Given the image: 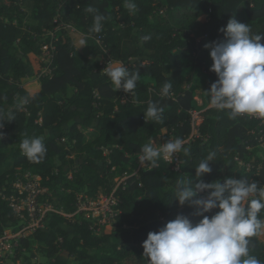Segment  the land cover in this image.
Returning <instances> with one entry per match:
<instances>
[{"label":"trees","instance_id":"16d2710c","mask_svg":"<svg viewBox=\"0 0 264 264\" xmlns=\"http://www.w3.org/2000/svg\"><path fill=\"white\" fill-rule=\"evenodd\" d=\"M135 3L137 11L130 14L124 0H0V109L5 115L14 113V120L5 122L0 140V169L12 161L11 168L0 173V234L3 227L18 221L3 198L12 195L18 172L39 176L41 189L51 194L49 201L72 214L79 195L96 199L101 192L113 190L115 178L135 171L142 145L149 139L186 140L193 129L191 111H204L199 136L185 143L187 155L180 152L182 173L172 171L161 158L153 170H141L139 178L119 190L121 213L115 231L130 235L131 244L107 247L112 236L96 235L87 221L71 223L54 213L48 231L24 240L27 247L37 243L49 264H69L68 259L71 264H148L142 243L149 232L158 231L181 213L194 223L201 219L192 215L193 209L174 201L175 188H169L168 181L194 179L195 168L209 151H216L217 156L205 182L243 177L264 186V150L260 155L256 138L259 122L247 116L232 119L227 110L208 107L207 93L200 106L193 87L184 85L187 71L198 67L209 71L208 90L216 81L204 45L224 38L221 29L230 18L264 35V0ZM89 6L111 17L99 34L88 31L93 23V14L85 11ZM162 9L166 17H156ZM57 16L84 33L87 46L83 52L60 34L42 40L54 30ZM144 36L150 39L142 41ZM52 42L56 47L50 62L53 71L40 77L45 67L42 46ZM107 58L120 60L130 72L139 70L140 79L132 92L115 90L100 65ZM28 77H39V87L23 86ZM165 82L173 85L168 97L160 95ZM18 97L29 98L22 109L16 107ZM149 101L163 107L162 122L144 119ZM25 135L45 137L47 153L39 162L22 154L19 143ZM250 249L264 261L260 235L251 238ZM64 254L67 260L62 259Z\"/></svg>","mask_w":264,"mask_h":264},{"label":"clouds","instance_id":"9594fccd","mask_svg":"<svg viewBox=\"0 0 264 264\" xmlns=\"http://www.w3.org/2000/svg\"><path fill=\"white\" fill-rule=\"evenodd\" d=\"M124 8L134 14L137 4L135 0H124ZM85 11L93 14L89 33H101L111 17L91 6ZM221 32L222 40L204 45L212 61L209 70L217 76L206 91L210 106L227 110L232 119L244 115L264 117V35L254 34L249 24L234 17ZM79 43L87 46L85 39ZM102 72L118 92H132L140 79L139 70L130 72L120 60H109ZM172 87L171 82L163 83L160 95L168 97ZM28 103L29 98L18 97L16 107L22 109ZM163 112V107L149 101L144 119L162 122ZM13 120L14 113L9 111L5 115L4 109H0V140L4 138L5 122ZM44 141L42 135H25L19 148L26 158L39 162L47 153ZM185 143L183 138H175L157 145L149 139L142 145L139 161L149 162L152 167L161 158L171 162L175 154L189 153ZM216 156V151H209L195 168V178L177 180L174 189V201L187 205L194 210L192 215L201 219L194 223L190 216L181 213L158 231L149 232L142 243L148 264H264L250 249L251 238L264 234V186L243 177L205 182L204 177L213 171L211 162Z\"/></svg>","mask_w":264,"mask_h":264},{"label":"built area","instance_id":"2783aa9c","mask_svg":"<svg viewBox=\"0 0 264 264\" xmlns=\"http://www.w3.org/2000/svg\"><path fill=\"white\" fill-rule=\"evenodd\" d=\"M54 30L46 32L52 39L56 37L55 34L59 32H70L76 30V28L63 21L60 17L54 19ZM97 42L102 45L103 41L99 37ZM46 60H48L49 65L46 70L41 72L40 77L51 75L53 69L50 68L51 59L56 52V47L52 43L47 45ZM111 60L110 58L105 59L100 63L102 68L106 67L107 62ZM45 66V67H46ZM1 78V77H0ZM96 97H99L96 93ZM197 111H191V125H192V138L199 136L198 127V116H196ZM247 116V115H244ZM249 119L257 120L259 122L258 126V148L260 149V155L264 150V117L247 116ZM202 122V121H201ZM186 143L189 140H185ZM140 157V156H139ZM137 160L138 168L130 172H124L121 176L115 178L117 184L111 192H102V195L98 196L96 199H84L83 196H78L76 203V211L72 214H65L63 210L57 209L52 203L46 198L48 197V191L41 189L39 176L33 175L30 172L22 173L18 172L16 174V179L12 185V195L9 197H3L9 201V206L11 207L13 213L16 215L17 224L9 225L3 227V233L0 234V264H19V253L22 250V240L29 238L38 231H48L50 223H47L48 218L51 219L54 213L61 214L68 219H72L73 223L87 221L90 224L91 230L96 235H101L106 231H113L117 227L118 216L121 213V197L119 195V190L121 188L125 189L126 185L132 178H139V172L141 170L151 171L154 167L151 166L149 162L141 163ZM163 159V158H162ZM165 163L169 164L171 170L175 173H182L183 160L180 153L175 154L171 162L163 160ZM240 164H242L240 162ZM158 165V163H157ZM251 169V166H247V171Z\"/></svg>","mask_w":264,"mask_h":264},{"label":"rangeland","instance_id":"374dc122","mask_svg":"<svg viewBox=\"0 0 264 264\" xmlns=\"http://www.w3.org/2000/svg\"><path fill=\"white\" fill-rule=\"evenodd\" d=\"M166 15L167 14H166V10L165 9L158 10L157 13H156V17H162V18L164 17L165 18ZM59 34H60V37L64 38L65 40H68V39L72 40L75 43L76 48L80 52H83L84 51V49H85L86 46L83 47L79 43V41L81 39H84L85 36H84V33L79 28L76 29V30L74 29V30L70 31L67 34L62 33V32H59V33H57L55 35L58 37ZM43 37L44 38L42 40L43 41H46L47 38L49 37V34H44ZM47 48H48L47 44H44L42 46V52H45L46 53ZM46 58H47V54L41 56V60L45 63V66H46V64L48 66L49 65V62H48V60H46ZM47 66L44 67L41 72H43L44 70H46ZM39 81H40L39 80V77H36V78H34V77H28L23 82L22 85L25 86V87H28V88H37L40 85V82ZM209 81H210L209 71L208 70H205L204 68H201V67L194 68V69H189L187 71L186 75L184 76V85H185V88L190 89V88L193 87V89L195 91V100L197 99L196 101H197L198 105H200V106L203 105L204 95L206 94V91L208 90ZM208 107H211V106L209 105ZM202 112H204V111H198L197 110V112H196V114H197L196 116H198V120H197L198 123H201V121H202V116H201ZM194 134H191V135L193 136ZM191 135L186 140H189V141L192 140V136ZM170 139H173V138H170ZM170 139H168V140H170ZM168 140H164L162 137H159L157 139H154V141H155V143L157 145L163 144V143L167 142ZM11 166H12V161H8L0 169V173L6 171L8 169H10ZM114 183H116V181H114ZM168 184L170 186L169 188H172L173 189V188H175L176 182L175 181L173 182V181L169 180L168 181ZM116 185L117 184H114V187H116ZM100 194L102 195V192ZM50 195L51 194H48V197L46 198V201L49 200V196ZM79 196H82V195H79ZM51 205H54V204H51ZM69 221L71 223H73V220L72 219H69ZM47 223L48 224L51 223V219L48 218ZM9 225H11V224H8V226H5L6 229L8 227H10ZM62 227L64 229H66V230H70L71 229V227H68V225H66V224H63ZM115 234H118V233H116V231L113 230L111 232L106 231V232L102 233L101 236H103V235L113 236ZM126 238L128 239V237H126ZM26 239H28V238H26ZM260 239L264 243V234H261L260 235ZM119 243H120V245H123L126 242H125V240H122L121 239V241ZM21 244H22V250L19 253V258H18L19 264H25L28 261H31L32 264H42V263L49 264L50 263V261L42 255V253L40 251V248H39V246H38L37 243H32L30 246L27 247L24 244V240H22V243ZM109 246L110 245L108 244L107 247H109ZM62 259L67 260L68 257L64 254V255H62ZM67 261H68L69 264H71V260L70 259H68Z\"/></svg>","mask_w":264,"mask_h":264},{"label":"crops","instance_id":"0c3cea01","mask_svg":"<svg viewBox=\"0 0 264 264\" xmlns=\"http://www.w3.org/2000/svg\"><path fill=\"white\" fill-rule=\"evenodd\" d=\"M134 61V60H133ZM132 61V62H133ZM197 87V86H196ZM72 228L70 229V230H67V231H69V232H72ZM126 237H128V239L126 238ZM121 239L122 240H125V244H131V242H132V239H131V236L130 235H128V234H126V233H118V234H115V235H113L110 239H109V245H113V244H117V245H120V241H121ZM108 244L106 245V246H108Z\"/></svg>","mask_w":264,"mask_h":264},{"label":"bare ground","instance_id":"6f19581e","mask_svg":"<svg viewBox=\"0 0 264 264\" xmlns=\"http://www.w3.org/2000/svg\"><path fill=\"white\" fill-rule=\"evenodd\" d=\"M197 100V99H196Z\"/></svg>","mask_w":264,"mask_h":264}]
</instances>
